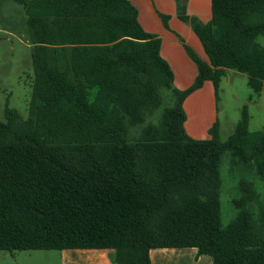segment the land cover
<instances>
[{
	"label": "trees",
	"instance_id": "1",
	"mask_svg": "<svg viewBox=\"0 0 264 264\" xmlns=\"http://www.w3.org/2000/svg\"><path fill=\"white\" fill-rule=\"evenodd\" d=\"M14 1L27 15L34 82L29 116L7 102L0 120V250L112 249L116 264H151L153 248H196L212 264H264V203L254 219L253 183L240 180L227 226L220 205L225 151L264 178V127L249 129L245 105L227 140L219 121L197 139L183 107L207 80L218 95L228 69L264 89V0H211L206 23L175 0L208 57L185 46L198 73L184 90L130 0Z\"/></svg>",
	"mask_w": 264,
	"mask_h": 264
},
{
	"label": "rangeland",
	"instance_id": "2",
	"mask_svg": "<svg viewBox=\"0 0 264 264\" xmlns=\"http://www.w3.org/2000/svg\"><path fill=\"white\" fill-rule=\"evenodd\" d=\"M170 19L168 24L170 25ZM175 20H172V26ZM264 46V34L258 37ZM34 45L30 41L27 26V15L23 5L14 0H0V120L5 121L6 103L21 114L22 119L29 116V107L34 82L32 51ZM60 64L63 67L68 53L61 51ZM174 87L176 88L175 84ZM164 105L173 104L172 91L162 90ZM219 137L225 141L233 134L241 118L243 107H248L251 131L264 127V89L257 93L248 84L246 73L234 69L227 70L218 87ZM157 122V115L152 118ZM138 129L130 127L129 138L133 139ZM192 136V135H191ZM209 137V135H207ZM194 137V136H193ZM198 138V137H196ZM220 205L223 226H227L238 214L233 204L234 199L241 197L239 188L241 179L251 181L259 195V202H253L250 209L254 219L259 217V207L264 203V178L262 179L253 166L244 163H232L229 151L222 155L220 165ZM198 264H212V257L203 255ZM0 264H61L59 250H0Z\"/></svg>",
	"mask_w": 264,
	"mask_h": 264
},
{
	"label": "crops",
	"instance_id": "3",
	"mask_svg": "<svg viewBox=\"0 0 264 264\" xmlns=\"http://www.w3.org/2000/svg\"><path fill=\"white\" fill-rule=\"evenodd\" d=\"M138 10V19L149 33L161 38L160 54L169 63L174 73L177 89H187L195 80L198 69L188 55L185 46L192 48L198 56L208 61L202 43L191 26L181 20L175 0H130ZM187 13L206 23L212 17L211 0H188ZM161 14L175 20L174 26L164 25ZM169 22V20H168ZM229 70V69H228ZM218 96L212 81L191 93L183 103L186 112L185 129L197 139L210 137L209 129L218 117ZM220 122V121H219ZM209 135V137L207 136ZM61 264H116L112 249H63ZM204 255V254H203ZM203 255L196 248H153L150 250L151 264H198Z\"/></svg>",
	"mask_w": 264,
	"mask_h": 264
}]
</instances>
